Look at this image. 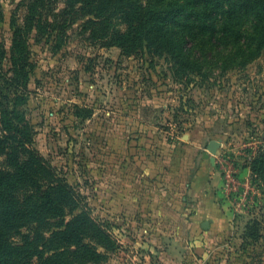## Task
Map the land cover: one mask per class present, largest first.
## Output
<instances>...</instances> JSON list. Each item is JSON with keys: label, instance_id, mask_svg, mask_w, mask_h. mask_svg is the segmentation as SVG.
I'll return each instance as SVG.
<instances>
[{"label": "rangeland", "instance_id": "1", "mask_svg": "<svg viewBox=\"0 0 264 264\" xmlns=\"http://www.w3.org/2000/svg\"><path fill=\"white\" fill-rule=\"evenodd\" d=\"M20 3L0 0L6 57L12 20L25 12ZM30 57L34 69L19 107L40 154L111 234L114 248L99 246V264H166L172 241L190 238L194 186L217 170L235 217L228 238H244L234 244V262L264 264V183L241 172L264 143V53L246 67L202 77L176 72L159 55L100 46L74 25L31 38ZM211 141L219 142L215 154ZM248 223L258 226L256 237L252 229L245 234ZM219 243L213 254L228 250Z\"/></svg>", "mask_w": 264, "mask_h": 264}, {"label": "trees", "instance_id": "2", "mask_svg": "<svg viewBox=\"0 0 264 264\" xmlns=\"http://www.w3.org/2000/svg\"><path fill=\"white\" fill-rule=\"evenodd\" d=\"M20 5L25 12L12 20L9 57L0 42V264H99L104 258L99 246L114 248L111 234L40 154L19 107L35 64L30 39L78 25L100 46L159 55L176 72L208 77L216 69L246 67L264 53V0H21ZM248 167L264 183V143ZM78 207L81 212L65 221ZM248 229L252 237L258 234V226L248 223L245 234Z\"/></svg>", "mask_w": 264, "mask_h": 264}, {"label": "crops", "instance_id": "3", "mask_svg": "<svg viewBox=\"0 0 264 264\" xmlns=\"http://www.w3.org/2000/svg\"><path fill=\"white\" fill-rule=\"evenodd\" d=\"M241 172L250 175L251 169L246 166ZM210 179H200L194 186V196L189 197V205L192 206L189 223L185 227L190 238L181 242L172 241L166 264H236V245H241L244 238L240 239L239 235L242 241L238 243L228 238L233 234L235 217L231 201L226 198V179L219 170L213 172ZM205 222L209 223L208 228L203 227ZM218 241L219 247L228 249L224 254L217 251L213 254L210 250Z\"/></svg>", "mask_w": 264, "mask_h": 264}, {"label": "water", "instance_id": "4", "mask_svg": "<svg viewBox=\"0 0 264 264\" xmlns=\"http://www.w3.org/2000/svg\"><path fill=\"white\" fill-rule=\"evenodd\" d=\"M219 147V142L217 141H211L208 145V149L212 152V153H216ZM209 223L205 222V224L203 225L204 228H208Z\"/></svg>", "mask_w": 264, "mask_h": 264}, {"label": "built area", "instance_id": "5", "mask_svg": "<svg viewBox=\"0 0 264 264\" xmlns=\"http://www.w3.org/2000/svg\"><path fill=\"white\" fill-rule=\"evenodd\" d=\"M227 177H230V178H231V173H228V174H227Z\"/></svg>", "mask_w": 264, "mask_h": 264}]
</instances>
